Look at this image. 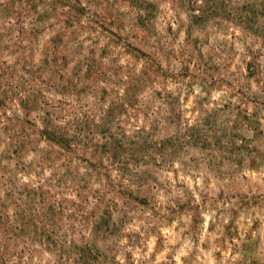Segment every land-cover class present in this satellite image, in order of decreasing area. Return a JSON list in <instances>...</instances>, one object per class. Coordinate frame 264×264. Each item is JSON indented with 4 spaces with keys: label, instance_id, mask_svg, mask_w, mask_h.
Segmentation results:
<instances>
[{
    "label": "rangeland",
    "instance_id": "1",
    "mask_svg": "<svg viewBox=\"0 0 264 264\" xmlns=\"http://www.w3.org/2000/svg\"><path fill=\"white\" fill-rule=\"evenodd\" d=\"M0 264H264V0H0Z\"/></svg>",
    "mask_w": 264,
    "mask_h": 264
}]
</instances>
